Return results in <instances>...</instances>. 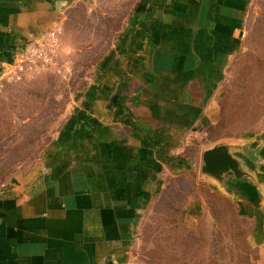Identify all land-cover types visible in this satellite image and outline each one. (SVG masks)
<instances>
[{
  "label": "crops",
  "instance_id": "crops-1",
  "mask_svg": "<svg viewBox=\"0 0 264 264\" xmlns=\"http://www.w3.org/2000/svg\"><path fill=\"white\" fill-rule=\"evenodd\" d=\"M77 1L0 0V79L26 43L53 28L60 40ZM130 1L96 79L39 160L0 191V264L130 262L144 214L183 166L256 2Z\"/></svg>",
  "mask_w": 264,
  "mask_h": 264
},
{
  "label": "rangeland",
  "instance_id": "rangeland-1",
  "mask_svg": "<svg viewBox=\"0 0 264 264\" xmlns=\"http://www.w3.org/2000/svg\"><path fill=\"white\" fill-rule=\"evenodd\" d=\"M130 2L78 0L62 20L57 57L0 79V191L39 160L71 103L96 79ZM210 106L184 146L183 166L146 210L130 264H264V0L253 4L242 48ZM219 143L252 180L237 184L229 173L227 188L200 173L202 151Z\"/></svg>",
  "mask_w": 264,
  "mask_h": 264
},
{
  "label": "built area",
  "instance_id": "built-area-1",
  "mask_svg": "<svg viewBox=\"0 0 264 264\" xmlns=\"http://www.w3.org/2000/svg\"><path fill=\"white\" fill-rule=\"evenodd\" d=\"M57 29L53 28L43 35L26 43L16 54L12 63L4 70L8 77H19L47 63L59 52ZM120 264H130L122 262Z\"/></svg>",
  "mask_w": 264,
  "mask_h": 264
},
{
  "label": "water",
  "instance_id": "water-1",
  "mask_svg": "<svg viewBox=\"0 0 264 264\" xmlns=\"http://www.w3.org/2000/svg\"><path fill=\"white\" fill-rule=\"evenodd\" d=\"M200 173L227 188L230 175H232L234 181L253 179L252 174L232 154L231 147L226 143L215 144L202 151Z\"/></svg>",
  "mask_w": 264,
  "mask_h": 264
}]
</instances>
